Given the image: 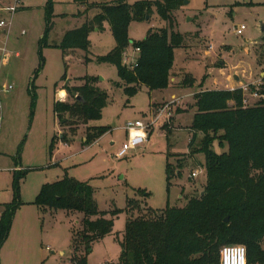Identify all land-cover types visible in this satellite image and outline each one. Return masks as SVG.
<instances>
[{
  "label": "rangeland",
  "instance_id": "1",
  "mask_svg": "<svg viewBox=\"0 0 264 264\" xmlns=\"http://www.w3.org/2000/svg\"><path fill=\"white\" fill-rule=\"evenodd\" d=\"M14 1L0 0V22L5 23L0 26V214L15 199L13 175L18 173L20 205L0 245V264H74L73 258L84 264L116 263L129 216L144 215L146 209L162 210L167 204L183 207L185 197L203 192L204 155L190 158L188 153L196 111L194 94L228 90L232 82H238L235 77L242 85L259 79L264 71L260 31L264 0H182L171 23L162 21L155 8L148 20L132 21L127 30L129 46L123 51L128 65L137 57L132 43L142 41L150 29L167 28L169 34L182 36L181 46L174 49L168 87L150 91L141 86L133 94L125 91L127 86L120 81L115 65L97 60L115 47L107 24L103 30L89 33L87 50L59 48L65 34L81 28L94 10L86 13L72 0H18V10L11 13ZM47 6L51 7L48 31ZM241 25L245 30L236 35L234 30ZM185 74L195 78L194 88H180ZM86 77L94 78V85L107 96L101 116L85 124L68 114L58 117L54 102H74L66 92V97H57L58 91L78 87ZM173 99L179 101L171 107L169 120H159L151 126L144 144L116 158L127 143L126 124H149ZM233 104L227 102L229 107ZM65 120L72 127L62 124ZM89 127L108 131L86 145ZM197 136L193 148L199 146L202 132ZM213 148L221 152L216 145ZM177 160L184 161L183 167H176ZM167 162L174 174L180 172L172 177L169 191ZM192 172L197 176L191 178ZM64 178L88 183L98 211L112 221V232L94 241L90 250L83 243L73 245V235L82 228V213L34 204L44 185ZM129 202L139 208L129 211ZM261 244L264 249V238Z\"/></svg>",
  "mask_w": 264,
  "mask_h": 264
},
{
  "label": "trees",
  "instance_id": "2",
  "mask_svg": "<svg viewBox=\"0 0 264 264\" xmlns=\"http://www.w3.org/2000/svg\"><path fill=\"white\" fill-rule=\"evenodd\" d=\"M72 1L82 6L86 13L91 10L96 13L81 28L67 32L60 49L87 50L89 33L101 31L107 24L115 47L97 60L116 66L120 81L127 86L125 91L133 94L141 86L150 91L168 87L174 49L182 43L179 33L169 34L167 28L150 29L142 41L132 43L133 49L138 50L132 66L123 62V51L129 46L127 30L132 21L146 20L155 8L162 21L171 23L172 13L181 6L182 0H141L133 4L127 0ZM50 15L51 7L47 6V31ZM95 82L94 78L86 77L78 87H64L67 98L74 102H54V113L58 117L68 114L81 119L84 124L98 119L106 106L107 96L94 85ZM195 83L191 74H185L180 88L192 89ZM260 93L264 95V89ZM194 101L196 111L190 128L188 153L190 158L195 154L204 155L206 184L203 192L196 197H185L183 207L167 204L162 210L146 209L144 215L129 216L125 231L121 239L118 238L121 252L113 264H219L221 248L232 244L246 247L247 264H264L261 244L264 238V97L261 102L245 108L242 91L236 88L195 93ZM228 101H233L232 107L227 105ZM63 123L71 125L66 120ZM107 131L103 127L90 128L84 144H91ZM198 132H202L203 138L199 146L193 148ZM54 142L52 139L50 152ZM214 145L221 152L215 151ZM183 165V160H177L176 167ZM165 170L169 191L172 177L180 176V172L174 174L168 162ZM20 178L21 173L13 175L15 199L0 216V245L6 239L13 213L20 205ZM131 203L127 209L134 211L137 206ZM34 204L39 208H61L67 213L84 215L81 230L73 235L74 247L83 243L90 250L94 241L112 232V221L98 211L93 189L88 183L64 178L44 185ZM225 218H228L227 223ZM72 260L74 264H84L81 260Z\"/></svg>",
  "mask_w": 264,
  "mask_h": 264
},
{
  "label": "built area",
  "instance_id": "3",
  "mask_svg": "<svg viewBox=\"0 0 264 264\" xmlns=\"http://www.w3.org/2000/svg\"><path fill=\"white\" fill-rule=\"evenodd\" d=\"M17 5L18 0H15L14 5L9 9V11L11 13L15 12ZM0 26L4 27L5 23L3 21L0 22ZM244 30L245 26L241 25L234 30V33L236 35H242ZM135 52L137 54L138 50H135ZM123 62L128 65L127 59L123 58ZM134 62H132L129 66H132ZM240 89L242 91L243 107L246 108L254 105L257 100L261 99V97H264V95L260 93V91L264 89V74L259 77L256 82H250L249 84L241 85ZM176 101H179V99H173L170 103L162 106L159 109L158 114L152 117V120L149 124H144L140 121L127 123L125 126L127 133V143L116 153V158L121 159L126 155L128 150L135 149L144 144L147 140L148 131L150 130L151 126H154L159 120H169L172 115L171 107ZM197 174L198 173L196 172H192L191 178L196 177ZM219 264H247L246 249L239 245H227L222 247L220 250Z\"/></svg>",
  "mask_w": 264,
  "mask_h": 264
},
{
  "label": "crops",
  "instance_id": "4",
  "mask_svg": "<svg viewBox=\"0 0 264 264\" xmlns=\"http://www.w3.org/2000/svg\"><path fill=\"white\" fill-rule=\"evenodd\" d=\"M263 74H264V71H262V72L260 73L259 77H261ZM250 75H251V74H249L248 79L251 78ZM233 78H234V76H233ZM237 78H238V80H237L238 82H234V83H236V84H234V83L232 82L231 85H230V88H229L228 90H232V89L240 88L241 85L244 84V83L239 82V77H237ZM234 80H235V79H234ZM181 90H182V89H181ZM59 94H60V95H59ZM57 95H59V96H57V97H59V98H61V99L64 98V97H66V95H65V90L60 89V90L58 91ZM188 95H190V94H186V95H184V96H188ZM174 96H175V95H172L171 98H173ZM204 174H205V171H204Z\"/></svg>",
  "mask_w": 264,
  "mask_h": 264
},
{
  "label": "water",
  "instance_id": "5",
  "mask_svg": "<svg viewBox=\"0 0 264 264\" xmlns=\"http://www.w3.org/2000/svg\"><path fill=\"white\" fill-rule=\"evenodd\" d=\"M260 31H261V33H262L261 43L264 44V23H261V24H260ZM234 79H235V80H238L237 77H235ZM224 222L227 223V222H228V218H225V219H224Z\"/></svg>",
  "mask_w": 264,
  "mask_h": 264
},
{
  "label": "bare ground",
  "instance_id": "6",
  "mask_svg": "<svg viewBox=\"0 0 264 264\" xmlns=\"http://www.w3.org/2000/svg\"><path fill=\"white\" fill-rule=\"evenodd\" d=\"M60 95V94H59Z\"/></svg>",
  "mask_w": 264,
  "mask_h": 264
}]
</instances>
